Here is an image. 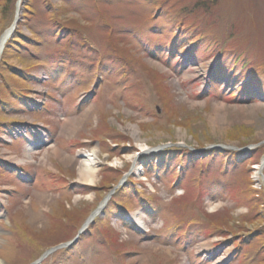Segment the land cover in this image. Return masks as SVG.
<instances>
[{
  "label": "rangeland",
  "instance_id": "obj_1",
  "mask_svg": "<svg viewBox=\"0 0 264 264\" xmlns=\"http://www.w3.org/2000/svg\"><path fill=\"white\" fill-rule=\"evenodd\" d=\"M7 32L4 264H264V0H0Z\"/></svg>",
  "mask_w": 264,
  "mask_h": 264
},
{
  "label": "bare ground",
  "instance_id": "obj_2",
  "mask_svg": "<svg viewBox=\"0 0 264 264\" xmlns=\"http://www.w3.org/2000/svg\"><path fill=\"white\" fill-rule=\"evenodd\" d=\"M9 35V32H7V34L4 36V38L1 40L0 43V53L3 51V45L5 43V40L7 38V36ZM77 125V124H75ZM73 127V129L75 128L74 124L71 126ZM136 136H138L137 134H139L138 131L134 130L133 132ZM139 142V141H138ZM137 147L139 148V150L141 151V153L144 152H148V147L144 144H141L140 142L137 143ZM92 153L88 154L85 153L84 157V161L83 164L80 166L79 169V179L78 181L83 184V185H94L96 180H97V171H96V166H97V151L93 150L91 151ZM112 166L114 167H118L121 166V161H119L118 159L115 160L112 164ZM137 166V163L135 164V166L133 165V168H135ZM259 172L262 170V167L260 169V167L256 168ZM135 171H140V168L138 169L137 167L135 168ZM257 173H255V178H257ZM111 189V188H110ZM110 191V190H109ZM117 216V215H116ZM34 217H37L36 215L33 216L32 221L35 222L38 219H34ZM98 217V210L95 213V218ZM141 225L140 226H144L141 222H139ZM0 264H4L1 260H0Z\"/></svg>",
  "mask_w": 264,
  "mask_h": 264
},
{
  "label": "trees",
  "instance_id": "obj_3",
  "mask_svg": "<svg viewBox=\"0 0 264 264\" xmlns=\"http://www.w3.org/2000/svg\"><path fill=\"white\" fill-rule=\"evenodd\" d=\"M6 14V13H5Z\"/></svg>",
  "mask_w": 264,
  "mask_h": 264
}]
</instances>
